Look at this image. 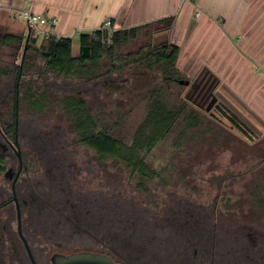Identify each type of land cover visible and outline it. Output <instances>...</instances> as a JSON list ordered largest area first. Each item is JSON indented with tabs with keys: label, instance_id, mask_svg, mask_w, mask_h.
<instances>
[{
	"label": "rangeland",
	"instance_id": "obj_1",
	"mask_svg": "<svg viewBox=\"0 0 264 264\" xmlns=\"http://www.w3.org/2000/svg\"><path fill=\"white\" fill-rule=\"evenodd\" d=\"M22 23L20 19V25ZM148 35L147 31L140 32L138 38L124 46L122 53L137 52L149 45ZM38 38L42 41L44 36L39 34ZM42 46V43L32 44L23 81L38 95L46 91L48 99L42 101L44 108L37 111L23 94L17 116L18 151L29 172L24 177L38 181L49 178L53 166L47 159L56 158L70 184L69 195L87 202L82 215L89 209V217L95 218L98 211L105 210L117 220L115 260L124 264H159L174 258L184 242L181 239L183 231L176 224L177 213L198 209L201 204L211 210L216 206L217 211L224 212V215H218L221 221L218 227L222 233L225 230L222 221L227 212L264 209L259 207L264 203L263 126L254 128L244 122L253 132V139L246 140L226 122L220 125L213 121L211 103L213 96L219 97V94L213 92L212 96L205 90L193 89L194 80L183 75L191 84L183 89L173 85L170 94L173 97L181 94L194 104L209 131L198 133L189 141L180 142L179 146L175 143V135L160 143L146 159L158 177L142 182L122 163L113 159L103 161L93 149L81 144L60 101L68 95L81 96L86 100L99 130H107L113 138L129 144L146 116L149 105L146 96L162 82L158 73L131 67L119 75L101 77L97 86L52 74L42 76L40 71L45 64L39 53ZM78 48L76 41L75 54ZM23 54V43L0 46L1 122L14 121L12 91L17 69L24 65ZM103 65L108 70V59H104ZM36 99L41 100L39 97ZM219 102L237 116L225 103ZM1 151L7 156V161L6 170L0 175V192L8 198L12 193L11 182L5 178V173L10 169L16 172L19 163L12 144L0 133ZM141 183L144 188H140ZM256 200L262 203L258 205ZM13 228H16L15 224ZM68 241L69 253L96 248L84 235L73 232ZM39 242L38 246H43L44 241ZM198 250L200 254L201 249ZM193 252L194 248H191V256Z\"/></svg>",
	"mask_w": 264,
	"mask_h": 264
},
{
	"label": "crops",
	"instance_id": "obj_2",
	"mask_svg": "<svg viewBox=\"0 0 264 264\" xmlns=\"http://www.w3.org/2000/svg\"><path fill=\"white\" fill-rule=\"evenodd\" d=\"M21 10L45 17L52 37L72 39L74 57L80 36L107 20L130 30L173 18L171 29L150 33L153 46H178V68L192 88L219 94L211 106L220 100L243 122L264 127V0H0V34L25 46L30 32L20 25ZM32 39L43 45L48 38Z\"/></svg>",
	"mask_w": 264,
	"mask_h": 264
},
{
	"label": "trees",
	"instance_id": "obj_3",
	"mask_svg": "<svg viewBox=\"0 0 264 264\" xmlns=\"http://www.w3.org/2000/svg\"><path fill=\"white\" fill-rule=\"evenodd\" d=\"M173 21L171 18L144 27L117 30L112 36L111 44L103 43V34L99 31L82 34L78 57L73 56V41L70 38L50 36L39 52L45 62L40 75L52 74L58 78L77 79L84 85L97 86L99 85L97 80L101 77L119 75L131 67L142 72L158 73L162 82L155 85L146 96L149 101L146 116L129 144L113 138L107 130H99L94 116L87 108L86 100L81 96L68 95L60 101L65 114L72 120L73 131L81 144L93 149L103 161L113 159L122 163L133 175H138L142 182L158 177L156 172L149 168L146 159L160 143L175 135V143L179 146L180 142L189 141L198 136V133L209 131L208 127H204L203 116L194 104L181 94L176 97L170 94L173 85L180 89L188 87L180 84L181 81L187 80L178 68L181 53L178 46L165 44L155 47L150 43L137 52L122 53L124 46L132 39L138 38L140 32L146 30L150 35L167 31L171 29ZM36 43L35 39L30 40L24 56V65L18 67L16 72V84L12 91L14 121L12 123L0 121V133L10 136L14 144L19 141L17 116L22 95L25 94L31 107L37 111L44 108L42 101L48 99L46 91L38 95L23 81L28 54L33 50L32 44ZM21 44L22 39L17 36L0 34L1 47ZM85 47L89 49L88 57L83 56ZM104 59H108V70L103 65ZM36 97L41 100L38 101ZM211 107L214 111L211 114L213 121L220 125L226 122L246 140L253 139L252 130L224 104L215 101ZM187 134H190V137ZM16 146L19 147L18 144ZM6 161L7 156L1 151L0 175L6 170ZM140 188H144L142 183Z\"/></svg>",
	"mask_w": 264,
	"mask_h": 264
},
{
	"label": "flooded vegetation",
	"instance_id": "obj_4",
	"mask_svg": "<svg viewBox=\"0 0 264 264\" xmlns=\"http://www.w3.org/2000/svg\"><path fill=\"white\" fill-rule=\"evenodd\" d=\"M1 136L17 152L19 166L16 172L12 169L10 178L5 177L11 182V195L7 198L0 192V264H53L52 257L56 254L83 252H67L72 232L94 243L96 248L88 252L107 255L124 264L113 257L117 253V220L108 214L110 211L97 209V216L90 218L88 209L83 216L81 212L87 202L69 195L70 184L56 158L47 159L53 166L49 178L38 181L24 177L29 172L22 154L18 157L19 141L14 144L10 136L3 133ZM263 204L259 207L264 208ZM219 214L224 212L217 211L216 206L211 210L202 204L198 209L178 212L176 224L183 231L184 242L174 258L159 264H264V209L227 212L222 221L223 233L218 227ZM38 240L44 241L43 246H38ZM191 248H194L193 256Z\"/></svg>",
	"mask_w": 264,
	"mask_h": 264
},
{
	"label": "water",
	"instance_id": "obj_5",
	"mask_svg": "<svg viewBox=\"0 0 264 264\" xmlns=\"http://www.w3.org/2000/svg\"><path fill=\"white\" fill-rule=\"evenodd\" d=\"M30 33L28 35V38L25 41V46H24V54H23V60L25 53L28 48V42L30 38ZM83 56L88 57L89 56V49L87 47L83 48ZM181 85H186L189 86L190 82L187 81H181ZM18 157L21 158V153H18ZM13 173V170L10 169L5 173L6 178H10L9 175ZM15 188L13 186V192ZM52 263L53 264H120L115 262L111 257L107 255H103L100 253H94V252H88V251H83V252H76L72 253L70 255H54L52 257Z\"/></svg>",
	"mask_w": 264,
	"mask_h": 264
},
{
	"label": "built area",
	"instance_id": "obj_6",
	"mask_svg": "<svg viewBox=\"0 0 264 264\" xmlns=\"http://www.w3.org/2000/svg\"><path fill=\"white\" fill-rule=\"evenodd\" d=\"M18 18L23 20L34 38H38L39 34L44 35L46 38L51 36V31L43 30L44 27L50 26L49 21L45 17L35 14L30 10H21ZM97 31L103 34V43L111 44L112 36L117 30L113 26L112 21L107 20Z\"/></svg>",
	"mask_w": 264,
	"mask_h": 264
}]
</instances>
